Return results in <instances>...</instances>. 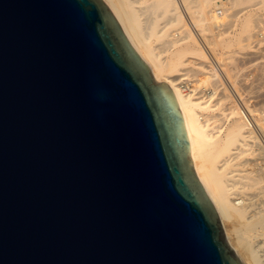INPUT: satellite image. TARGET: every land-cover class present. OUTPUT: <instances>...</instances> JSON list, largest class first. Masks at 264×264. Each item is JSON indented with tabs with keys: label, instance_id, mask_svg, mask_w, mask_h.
<instances>
[{
	"label": "water",
	"instance_id": "1",
	"mask_svg": "<svg viewBox=\"0 0 264 264\" xmlns=\"http://www.w3.org/2000/svg\"><path fill=\"white\" fill-rule=\"evenodd\" d=\"M0 264H243L103 0H0Z\"/></svg>",
	"mask_w": 264,
	"mask_h": 264
},
{
	"label": "bare ground",
	"instance_id": "2",
	"mask_svg": "<svg viewBox=\"0 0 264 264\" xmlns=\"http://www.w3.org/2000/svg\"><path fill=\"white\" fill-rule=\"evenodd\" d=\"M103 1L115 13L117 21L121 25L129 42L138 50L143 61L152 70L155 81L166 83L171 89L191 139L195 173L203 183L206 194L217 206V213L220 215L222 222L225 220H232L233 218L244 221L246 223L244 231L238 233L235 243L240 245L243 240L242 242L246 245L244 248L250 254L249 256L250 260L253 262L252 264H264V241L261 239H264V232H259L258 234V231L256 232L254 230L258 229V227L264 229V207L262 208V205L261 207L257 205V208H252L254 204L251 205V201H249L248 198L252 196L247 194L246 198L244 197V200H241L242 204L239 201L237 202V200H239V195L242 197L246 190L249 191L251 189L247 186L248 184H246V182H254V179L248 177L249 175H244L242 173L243 171L239 173L240 156L247 150L251 151V148L257 147L258 144L261 145L262 142L260 137L262 134L264 137V127L260 126L259 130L262 131L260 133L261 136L258 137L257 133H255V130H258L256 129L258 122H255L256 118L254 119L253 117L255 111L251 110V114L250 109L246 107L252 116V119H249L248 116L245 117L243 115V110H241L240 107L232 104L228 96L225 95L226 99L224 96L219 98L218 91L220 89L222 91L226 89L221 82L222 79L219 78L221 73L219 72V74L217 70L220 69H214L210 55H207L208 51L206 52L205 49H203L201 44H199L193 36L191 30L184 25L183 17V11H185L192 25L196 30L198 29V31L201 32L207 45L216 51L218 55L221 56L223 50H228L230 52L234 49L236 52L239 50L245 51L246 48L251 45L250 41H252L254 30L257 29L258 20L261 22L260 16H258L255 11H251V8L254 6L253 3L255 4V2L260 1V3L257 4L261 5L262 2L264 3V0H231L233 1V3L231 2V7L233 8L230 7V11V8L227 7L229 8L226 9L227 11L229 10V13H227L228 15H230V12H234L233 9L235 8V12L239 11L237 10V6L241 4H249V6L245 7L246 10L249 9V14L244 18L239 31L232 34V36L229 34V36L227 35L228 37H225L224 32L222 33L219 31L217 34V36H219L218 45L216 44L217 41L216 43L214 42L216 45L213 44V37L214 39L217 38L216 34L214 32L208 33L206 31V25L210 20L213 21L212 24H215L218 23L219 20V23H221L227 18L228 15H223V12L220 14L215 13L217 6H225L224 8L227 6L223 4L221 0H181L183 11L176 0ZM240 10H243V8ZM227 11H225V13ZM231 16L232 15H230V17ZM225 21L222 24H224ZM219 23L218 26L221 25H219ZM227 23L229 22H226V24ZM259 24L260 23H258V26ZM216 25L217 24H215V26ZM235 50L234 55L232 56L231 54L232 59L230 57V60L226 63L231 69L234 66L233 62L235 59L233 57L236 56L238 58L239 54H241L239 51L237 56ZM246 54L239 56V58L241 57L242 59L244 56L246 57ZM226 60H228V57ZM220 65H222L221 61L219 63V66ZM205 69L206 72H208L206 74L211 75V77H216L215 72L217 75L219 74L216 78H210L211 82L208 86L212 84L213 93L211 95L202 94L199 90L205 87L203 84L208 82L202 79H198L199 81H197V79H195L197 75H191L195 72L204 71ZM182 79L195 80L196 84L199 85L195 88L185 90L181 86ZM214 80H216V83ZM221 85L224 87L220 88ZM228 100L231 102L227 103ZM226 103L229 104L228 108L225 106L227 105ZM223 104H225L224 107L222 106ZM225 107L226 109H224ZM218 108L220 112H222L223 109L225 111L229 110V112L226 111L227 113L225 112L226 114L224 115H217ZM256 121H258V119ZM261 147L264 149V146L261 145ZM257 161H254V164L258 169L261 166L263 167L262 161V164ZM259 170H261L258 171L259 173L264 172L263 168ZM260 175L257 179L261 180ZM256 181L257 180H255V182ZM256 183H252L255 184L253 186L260 184V182ZM247 188H249V190ZM241 199H243V197ZM254 226H256V228H254ZM252 228H254V231H252ZM254 232H256L257 235L253 234ZM255 238H260V240L258 241ZM253 239H255L256 242ZM229 242L237 253L238 246L233 241Z\"/></svg>",
	"mask_w": 264,
	"mask_h": 264
},
{
	"label": "rangeland",
	"instance_id": "3",
	"mask_svg": "<svg viewBox=\"0 0 264 264\" xmlns=\"http://www.w3.org/2000/svg\"><path fill=\"white\" fill-rule=\"evenodd\" d=\"M176 1H177V3L179 4V6L181 7V9L183 11L182 1L181 0H176ZM221 1L223 2V4H225L227 6H226V8H224L225 6H222L223 9L220 6L219 7L217 6V8L215 10V13L220 14V13L223 12L224 13L223 15H225V14L228 15L227 14V13H229L228 11L229 10L231 11V8H233V7H231L233 1H231V0H221ZM257 3H260V1L255 2V4L253 3V5L254 6L256 5V6L255 7L253 6L251 8L252 9L251 11H255L256 14H258V16H260L259 18H260V21H261V22H259V20H258V23H260V24L258 26V23H257V27H256L257 29L254 30L255 32H253V34H252L253 36L255 35L254 36L255 38L252 36V41H250L251 45L249 44L250 47H247L245 51L244 50H239L241 52V54L243 53L245 55L247 53L246 57L244 56L242 59H241V57L239 58V56H243V54L242 55L239 54L238 53L239 51L237 50L238 52H236V50L234 49L235 52H236V55L238 56V54H239V56H238V58L236 56L233 57V58L235 60H238V59L239 60L238 61L234 60V62H233L234 66H233L232 69L230 67H228V65L226 63L230 60L231 54H232V56L234 55V50H232L231 52L228 51V50H226V51L223 50L222 53H221V56L218 55L216 51H214L213 49H211L209 47V45H207V43H206L205 39L203 38L201 32L198 31V29L196 30V28L192 25L191 20H190L188 14L185 11H183V17H184V25H186L191 30V32L193 33V36L195 37L197 42H199V44H201L203 49H205L206 52L208 51L207 55L208 56L210 55V58H214L217 61L218 65H219V63L221 61L222 65L219 66L220 70L222 71V73H224V77L226 79L229 78L228 80H230L232 85L237 89V91L239 92L240 96L245 99L244 100V105L248 109H250V113H251V110L255 111L254 114H253V117H254V119L256 118L255 122H258L257 123V129L258 130H255L256 131L255 133H257V136L260 137L261 136L260 133L262 131V130L261 131L259 130L260 126L264 127V115H261V114H264V26H263L264 25V3L262 2L261 5L257 4ZM246 6H249V4H244V5L241 4V5L237 6V10H239L241 12H239V11L235 12L236 8L234 7L235 8V9H233L234 12L233 11L230 12V15H232V16L230 17V15H228L227 18H225L226 21L223 19L225 21L224 24H222L224 21L219 23L220 20L218 19L219 20L218 21L219 25L221 24L220 26H218V23H215V24H217L215 26V24H212L213 21L210 20V22H208L207 25H206V31L208 33L214 32L216 34V36H217L218 32L221 31L222 33L224 32V36L225 37L227 35L229 36V34H230V36H232V34L237 33L239 31L240 27H241V24H242L244 18L247 16V14H249L248 13L249 9H247V10L245 9ZM227 7H229V8L231 7V8L229 9ZM242 8H243V10H246L247 12L243 11V10H240ZM226 9H229V10L227 11ZM225 11H227V12L225 13ZM217 16H219V15H217ZM227 19H230V20H227ZM226 22H229V23L226 24ZM228 26H229L230 29L228 28ZM176 37H178V36H176ZM216 41H217V43H216ZM214 42L217 45L219 44V36H217L216 39H214V37H213V44L216 45ZM252 43H253V45H252ZM256 44H258V45H256ZM208 48H210V49H208ZM258 48H260V49H258ZM209 52H210V54H209ZM227 57H228V60H226ZM231 59H232V57H231ZM223 63H225V64H223ZM221 67H222V69H221ZM225 67H226V69H225ZM227 67H228V69H227ZM215 68L216 67L214 66V69ZM220 70H217L218 73L220 72ZM214 72H215V70H214ZM206 73H208V72H206V69H205L204 71L195 72L194 74H191V75H197L196 76L197 78H195V79H197V81H199L200 79H202L203 81H207L208 83L203 84V86H208V84L211 82V79L213 77H215V76L211 77V75H208ZM215 74H216V77H218V75L220 73L217 75V73L215 72ZM220 76H222L221 74L219 75V78L222 79ZM159 83H161V82H159ZM235 84H236V86H235ZM223 85H221L220 88L225 86V85L224 86ZM225 87H226V89H228L227 86H225ZM226 89H224V91H222L221 89H220L221 91L219 90L222 95L218 91L219 98L223 97V96L225 98L226 96H228L230 98V99L229 98L228 99L232 101V104L237 105V107H240L241 103L236 102V100L233 98V95L230 93V91L226 90ZM229 100H228L227 103L231 102ZM224 105L225 104H223L222 106L224 107ZM225 106H227V108H228L229 104H227ZM224 109H226V107ZM224 109H223L222 112H220L219 108H218L217 115H224L227 112H229V110H226L227 111L226 112ZM220 110H221V108H220ZM221 113H223V114H221ZM257 119H258V121H256ZM255 125H256V123H255ZM260 139H261V142H262L261 145L264 146L263 134L260 137ZM261 145L258 144V146H257L258 148L254 147V148H251L252 149L251 151L247 150L248 152L247 151L244 152V154H242L243 158H242V155L240 156V158H241L240 166L238 167L240 169L239 173H241V171H243L242 173L244 175L246 174V176L249 175L248 177H251V179H254V182H251V183L246 182V184H248L247 186H249L251 189L249 190V188H247L249 191L246 190L244 195L242 194L243 195L242 196L243 199H241L242 197H241V195H239V200H237V202L238 201L241 202V200H244V197L246 198V194L249 195V196H252V197L255 196L253 199H251L252 197H248L247 196L249 198V201H251L250 202L251 205L254 204L252 208H254V207L257 208L259 205H260L259 207H261V205H262V208L264 207L263 206L264 205V200H263L264 199V193H263V191H264L263 190L264 189V172H261L262 174L258 172V171H261V170H259L260 168L264 169V149L261 147ZM253 146H256V145H253ZM257 160L259 161V163H261V161H262L263 164L262 163L261 164L263 165V167L261 166L258 169V167L254 164L255 163L254 161H257ZM239 169H238V171H239ZM259 175L261 177V180L257 179V178H259ZM255 180H257L256 182H260V184H258L256 186H253L255 184H252V183H256ZM258 180H260V181H258ZM250 184H251V186H250ZM244 186H246V185H244ZM258 188H260V189H258ZM261 203H263V204H261ZM241 204H242V202H241ZM250 213H249V215H250ZM243 222L244 221H241V220L235 219V218H233L232 220H225L224 222H222L223 225H224V228H225V231H226V234H227V237H228L229 241H233L234 243L236 242L235 240H236V237H237L238 233L244 231L246 223L245 222L243 223ZM257 226H259V225H257ZM254 228H256V226H254ZM254 228H252V231H254V230L256 232L258 231V234H259V232H264L263 231L264 229H262L261 227H258V229H254ZM246 230H247V228H246ZM256 232H254L253 234L257 235ZM255 239H253L255 242H256V240H258V241L260 240V238L256 239V240ZM261 239H262V241H264L263 238H261ZM242 241H241L240 245H238V243H235L238 246V250H237L238 254L237 255L239 256V258L241 259L243 264H250V263L252 264L253 262L250 260V256H249L250 254L245 250L244 246H246V245ZM261 254H262V252H261Z\"/></svg>",
	"mask_w": 264,
	"mask_h": 264
},
{
	"label": "built area",
	"instance_id": "4",
	"mask_svg": "<svg viewBox=\"0 0 264 264\" xmlns=\"http://www.w3.org/2000/svg\"><path fill=\"white\" fill-rule=\"evenodd\" d=\"M211 61L213 62V65L216 67V68H219V65L217 64V61L214 59V58H211ZM221 73V82L227 86L228 90L231 92V94L233 95L234 99L236 100V102H239L241 103V106L240 108L243 110V115L245 117L248 116L249 119H252V116L250 115L248 109L246 108V106L244 105V98H242L240 96V94L238 93V91L236 90V88L232 85V83L230 82V80L226 79L224 77V74L222 73V71H220ZM214 82L216 83V80H214ZM199 84H196L195 80H189V79H182V88L185 89V90H188V89H191V88H195L197 87ZM215 85V84H213ZM212 84L210 86H205V87H202L201 89H199L201 91L202 94H205V95H211L213 93V89H212ZM253 124H254V121H253ZM256 128V126H255ZM254 129V128H253ZM257 129V128H256ZM255 130V129H254Z\"/></svg>",
	"mask_w": 264,
	"mask_h": 264
}]
</instances>
